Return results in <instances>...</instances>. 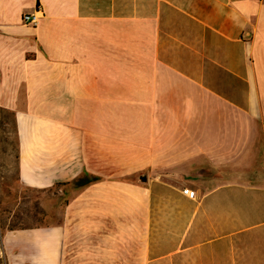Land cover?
<instances>
[{
    "label": "crops",
    "instance_id": "crops-1",
    "mask_svg": "<svg viewBox=\"0 0 264 264\" xmlns=\"http://www.w3.org/2000/svg\"><path fill=\"white\" fill-rule=\"evenodd\" d=\"M0 107L72 187L8 264H264V0H0Z\"/></svg>",
    "mask_w": 264,
    "mask_h": 264
},
{
    "label": "rangeland",
    "instance_id": "rangeland-1",
    "mask_svg": "<svg viewBox=\"0 0 264 264\" xmlns=\"http://www.w3.org/2000/svg\"><path fill=\"white\" fill-rule=\"evenodd\" d=\"M71 188L21 187L13 116L0 107V235L11 232V227L35 229L60 225ZM0 264H8L4 255L0 256Z\"/></svg>",
    "mask_w": 264,
    "mask_h": 264
},
{
    "label": "built area",
    "instance_id": "built-area-1",
    "mask_svg": "<svg viewBox=\"0 0 264 264\" xmlns=\"http://www.w3.org/2000/svg\"><path fill=\"white\" fill-rule=\"evenodd\" d=\"M42 15V10L40 8H37V10H35L33 13H30V14H25L23 17H22V22L24 25H31V26H34L38 23L40 17ZM183 193L190 197V198H194L195 197V194L194 192H192L191 190L189 189H184L183 190ZM2 249L0 247V256H2Z\"/></svg>",
    "mask_w": 264,
    "mask_h": 264
},
{
    "label": "trees",
    "instance_id": "trees-1",
    "mask_svg": "<svg viewBox=\"0 0 264 264\" xmlns=\"http://www.w3.org/2000/svg\"><path fill=\"white\" fill-rule=\"evenodd\" d=\"M81 182V179L80 180H78L77 181V183H80ZM87 182H82V185H85ZM11 231H14V230H21V229H24V228H22V227H18V228H16V227H11V228H9Z\"/></svg>",
    "mask_w": 264,
    "mask_h": 264
},
{
    "label": "water",
    "instance_id": "water-1",
    "mask_svg": "<svg viewBox=\"0 0 264 264\" xmlns=\"http://www.w3.org/2000/svg\"><path fill=\"white\" fill-rule=\"evenodd\" d=\"M140 181H141V182H143V180H142V179H140Z\"/></svg>",
    "mask_w": 264,
    "mask_h": 264
}]
</instances>
